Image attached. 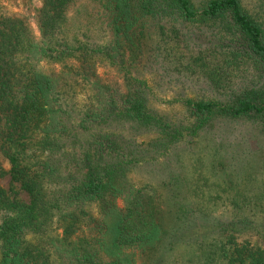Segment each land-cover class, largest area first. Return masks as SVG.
<instances>
[{
	"label": "trees",
	"instance_id": "trees-1",
	"mask_svg": "<svg viewBox=\"0 0 264 264\" xmlns=\"http://www.w3.org/2000/svg\"><path fill=\"white\" fill-rule=\"evenodd\" d=\"M24 8L0 6V175L12 184L0 185V264H157L200 218L224 236L214 257L264 264V166L230 174L222 157L246 143L239 126L264 138V0ZM207 154L232 195L224 218L202 205L208 183L188 178Z\"/></svg>",
	"mask_w": 264,
	"mask_h": 264
},
{
	"label": "rangeland",
	"instance_id": "rangeland-1",
	"mask_svg": "<svg viewBox=\"0 0 264 264\" xmlns=\"http://www.w3.org/2000/svg\"><path fill=\"white\" fill-rule=\"evenodd\" d=\"M199 2V4L207 1V0H195ZM250 2V0H247ZM85 4L89 2L84 1ZM0 6L4 9L8 10L11 13L15 14H24V0H0ZM34 13H29L31 17V26L36 34L37 38L40 37L37 24L33 18ZM45 68H48L46 64H43ZM99 73L101 75H111V71L108 68L100 67ZM203 82L200 81L199 86L202 85ZM83 96V95H82ZM192 96V95H191ZM174 93L169 92L167 95H160V99L158 101L157 106L162 110L171 111L175 110L176 106L168 104L172 102L174 99ZM241 135L246 136V143L241 146L238 144L236 146L237 149L230 151L229 155L222 156L226 158L227 167H229V173L231 174L234 170L243 169L244 173H250V168L252 166L263 165L264 166V138L256 137L254 132H247L249 130L246 126H239L238 128ZM237 133V135H238ZM240 135V136H241ZM239 137V135H238ZM240 142V140L238 139ZM233 153V154H232ZM205 160H203V166H200V169H195L194 161H188L187 170H188V178L191 183L197 178H201L199 184H205V181L208 183V186H204L202 191L200 192V200H202V205L207 209L208 217L212 218H224L229 215L230 206L228 205L227 199L232 196L225 195L221 193L218 185H223L222 180L213 175L212 169L210 168V164L208 163L207 157L209 154L205 155ZM238 164V165H237ZM235 166H238L235 168ZM241 167V168H239ZM0 168L5 171L10 170V164L0 155ZM136 171V175H134L135 181L140 180L141 174ZM264 172V171H263ZM1 173V171H0ZM236 174V173H235ZM144 177V176H143ZM262 178H259V180ZM0 185L10 191L11 189V180L9 175H0ZM15 190L18 192V197L27 202V195L21 191L18 185H14ZM196 201L197 198L193 197ZM200 215V214H198ZM202 217V215H200ZM195 228L192 231H183L180 235H178L177 241H173L170 243L169 239H165V244L161 250L160 256L157 258V264H225V261L221 258L214 257L211 250L215 249V246L218 242H221L224 239V236L220 234H216L211 227L201 225L200 221L197 222ZM189 240L192 242L190 243ZM256 243L260 245L264 249V242L262 240H256ZM212 256L213 260L210 263L206 262L207 256Z\"/></svg>",
	"mask_w": 264,
	"mask_h": 264
}]
</instances>
